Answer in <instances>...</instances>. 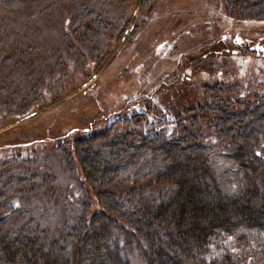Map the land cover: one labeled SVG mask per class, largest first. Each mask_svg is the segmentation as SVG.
<instances>
[{
    "label": "rangeland",
    "instance_id": "374dc122",
    "mask_svg": "<svg viewBox=\"0 0 264 264\" xmlns=\"http://www.w3.org/2000/svg\"><path fill=\"white\" fill-rule=\"evenodd\" d=\"M259 8L238 10L232 0H0L5 205L23 209L60 242L70 218L91 205L84 215L90 224L101 206L75 139L103 134L112 123L114 133L126 132L124 120L139 115L172 131L180 120L191 128L188 112L202 107L214 88L262 96ZM197 125L219 166L224 140L210 121ZM124 188L112 190L122 198ZM69 248L77 264L80 247L71 240ZM134 252L127 259L143 264Z\"/></svg>",
    "mask_w": 264,
    "mask_h": 264
},
{
    "label": "trees",
    "instance_id": "16d2710c",
    "mask_svg": "<svg viewBox=\"0 0 264 264\" xmlns=\"http://www.w3.org/2000/svg\"><path fill=\"white\" fill-rule=\"evenodd\" d=\"M232 2L238 10L259 6L264 18V0ZM218 89L188 112L193 128L180 120L172 131L139 115L124 120L126 132L114 133L112 123L103 134L75 139L101 206L90 224L91 205L70 218L63 242L48 239L23 209L10 211L1 192L0 264H71V240L80 247L77 264H131L134 251L143 264H264V94L239 98ZM198 120L213 123L224 140L219 166ZM8 150L0 146V166ZM113 185L125 187V196Z\"/></svg>",
    "mask_w": 264,
    "mask_h": 264
}]
</instances>
